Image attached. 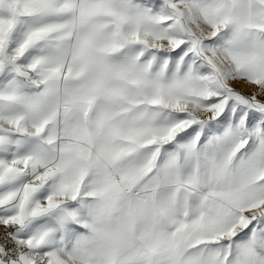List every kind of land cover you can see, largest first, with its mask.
Here are the masks:
<instances>
[{
	"label": "snow or ice",
	"instance_id": "1",
	"mask_svg": "<svg viewBox=\"0 0 264 264\" xmlns=\"http://www.w3.org/2000/svg\"><path fill=\"white\" fill-rule=\"evenodd\" d=\"M0 264H264V0H0Z\"/></svg>",
	"mask_w": 264,
	"mask_h": 264
},
{
	"label": "rangeland",
	"instance_id": "2",
	"mask_svg": "<svg viewBox=\"0 0 264 264\" xmlns=\"http://www.w3.org/2000/svg\"><path fill=\"white\" fill-rule=\"evenodd\" d=\"M239 90H241V91H244L245 93H250L251 91H252V89L250 88V87H247L246 86V88H245V86H243V85H239V84H237V85H235Z\"/></svg>",
	"mask_w": 264,
	"mask_h": 264
},
{
	"label": "bare ground",
	"instance_id": "3",
	"mask_svg": "<svg viewBox=\"0 0 264 264\" xmlns=\"http://www.w3.org/2000/svg\"><path fill=\"white\" fill-rule=\"evenodd\" d=\"M245 88H246V86H245Z\"/></svg>",
	"mask_w": 264,
	"mask_h": 264
}]
</instances>
